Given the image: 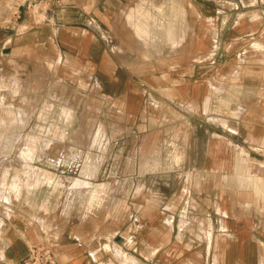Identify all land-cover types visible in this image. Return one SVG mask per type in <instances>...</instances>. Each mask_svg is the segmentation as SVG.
Wrapping results in <instances>:
<instances>
[{"label":"crops","instance_id":"1","mask_svg":"<svg viewBox=\"0 0 264 264\" xmlns=\"http://www.w3.org/2000/svg\"><path fill=\"white\" fill-rule=\"evenodd\" d=\"M180 1L186 15L178 25L177 51L162 53H206L210 60L193 66L179 80L178 99L192 106V114L176 119L177 128L158 130L156 122L169 119L142 113L146 88L119 66L114 54L156 53L150 49L153 44L140 52L135 44L126 45L135 40L128 32L132 24L127 16L140 1L0 0V61L24 72L57 66L64 75H86L92 87L99 88L104 105H126L135 132L139 131L130 150L122 151L127 154L123 162L121 149H116L121 138L112 131L108 148L102 145L93 152L103 159L82 162V176H73L66 184L70 189L86 187L91 192L89 204L98 202L105 184L94 182V177L110 154L111 169L133 171L130 181L136 193L130 196L126 225H108L105 212L86 217L84 211L71 210L65 218L57 211L47 229L18 207L17 218L1 225L0 264H19L30 245L49 238L61 264H264V0ZM111 41L119 49L112 48ZM59 57L62 61L57 64ZM167 85L162 86L163 93L171 92V83ZM103 121L118 122L112 115ZM204 121L219 122L225 132L230 125L239 130L242 146H235L237 153L229 161H218L222 147L213 145V140L222 133L203 128ZM155 138H161L163 150L162 158L154 161L149 153L154 152ZM171 138L176 143L173 151L164 149V139L169 145ZM176 145L193 156L180 161ZM80 152L74 147L70 158L76 160ZM33 154L35 159V148ZM159 170L168 172V180L174 176L187 184L184 191L189 196L178 194L177 215L166 205L172 196L155 191L159 177L165 176ZM190 201L194 206L189 209ZM46 204L47 200L42 207ZM191 209L194 223L187 225L185 214ZM112 217L122 218L120 212ZM108 233H114L108 240L122 247L116 254L112 244H102Z\"/></svg>","mask_w":264,"mask_h":264},{"label":"rangeland","instance_id":"2","mask_svg":"<svg viewBox=\"0 0 264 264\" xmlns=\"http://www.w3.org/2000/svg\"><path fill=\"white\" fill-rule=\"evenodd\" d=\"M154 1L137 0V5L128 10V21L133 25L128 27V32L135 40L132 43L127 42L126 45L135 44L140 52L149 50L146 45L153 44L150 49L156 53L114 54L119 66L131 73L138 79L139 84L146 88L142 113L154 119L162 120V116L169 119V122H156L158 130L168 126L173 129L177 128L175 120L183 114H192L193 109L178 99L179 80L181 81L193 66L209 63L210 58L206 53H162L177 51L180 38L178 25L185 18L186 9L180 0ZM109 38L112 39L113 36L109 35ZM157 39L175 44H170L169 47ZM110 43L112 48L119 49L115 42ZM61 61L62 57H59L57 64ZM72 74L64 75L57 66L51 69L38 66L36 70L30 67L24 72L12 69L0 61V230L4 221L17 218L18 207L25 211L26 216L41 222L47 229L52 227L57 211L63 212V218L71 210L84 211L86 217L105 212V220L110 226H124L128 223L130 196L136 193L135 186L130 181L133 171L119 166L117 169H111L108 164L110 154L105 158L103 168L99 169L94 177V182L105 184L101 187L102 193L98 202L89 204L91 192L86 187L70 189L66 186L73 176H82V162H97L103 159L93 152L101 149L102 145L108 146V137L112 131L121 138L116 149H121L119 159L122 162L127 155H123L122 151L130 150L131 140L139 132H135L137 129L129 118L126 105H104L98 98L99 88L92 87V80L86 79V75L81 73ZM148 81L151 83L147 84ZM168 82L171 83V92L163 93L162 86L167 87ZM99 114L102 115V120H99ZM109 115L116 117L118 122H104V118L108 120ZM2 117H5L3 122ZM202 127L222 133L213 140V145L222 147L217 154L218 158L222 157L219 162L229 161L232 155L237 153L235 146L241 149L242 139L237 128L230 125L225 132L219 122L211 125L207 121L203 122ZM232 129L236 130V133L231 132ZM157 140L159 144L156 143ZM174 141L171 138L167 145V139H164V149L176 150ZM29 145L36 149L34 160L24 159L20 152ZM153 145L151 151L154 152L149 155H153L155 161L162 158L161 138H155ZM180 145L183 146V143ZM74 147L81 151L79 157L73 158L76 160L70 158L74 156ZM177 150H180L176 154L182 162L193 156L186 153L185 148L177 147ZM89 154L90 157L87 158ZM158 172L159 175L164 173L165 176L159 177L154 186L155 191L172 196L166 205L177 215L178 194L180 197L184 194L189 196V192L184 191L187 184L184 181L179 183L174 176L168 180L166 170ZM121 179H124L122 187L117 190L118 181ZM143 198H146L145 195ZM46 200V206L42 207ZM141 203L136 206L139 207ZM188 204L189 209L191 206L193 208L191 201ZM156 205L162 208L161 202ZM113 212H120L122 218H113ZM191 212L187 211L185 214L187 225L194 223V215ZM177 218L176 216L175 224ZM113 235L114 233H108L102 244H112L113 241L108 239ZM202 244H207L206 238H203ZM111 247L115 254L117 249H122L117 242Z\"/></svg>","mask_w":264,"mask_h":264},{"label":"built area","instance_id":"3","mask_svg":"<svg viewBox=\"0 0 264 264\" xmlns=\"http://www.w3.org/2000/svg\"><path fill=\"white\" fill-rule=\"evenodd\" d=\"M55 244L45 239L29 246L28 253L20 260L19 264H61L54 251Z\"/></svg>","mask_w":264,"mask_h":264},{"label":"bare ground","instance_id":"4","mask_svg":"<svg viewBox=\"0 0 264 264\" xmlns=\"http://www.w3.org/2000/svg\"><path fill=\"white\" fill-rule=\"evenodd\" d=\"M38 141V140H37ZM25 145V144H24ZM33 146L29 145V146H26V148L22 149V151H20L23 155V158L24 159H30V160H33L34 159V154H33ZM75 183L77 184H80L81 183V180L80 179H76L75 180ZM124 258V257H123ZM127 258V257H126ZM127 260V259H125ZM124 261V260H123ZM130 261V260H129ZM128 263V262H127Z\"/></svg>","mask_w":264,"mask_h":264}]
</instances>
